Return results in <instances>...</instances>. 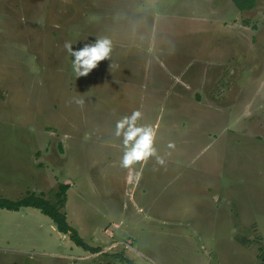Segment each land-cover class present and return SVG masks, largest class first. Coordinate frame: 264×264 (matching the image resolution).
Segmentation results:
<instances>
[{
  "label": "rangeland",
  "instance_id": "1",
  "mask_svg": "<svg viewBox=\"0 0 264 264\" xmlns=\"http://www.w3.org/2000/svg\"><path fill=\"white\" fill-rule=\"evenodd\" d=\"M135 110L163 165L120 166ZM62 184L85 248L0 209V264H264V0H0V197Z\"/></svg>",
  "mask_w": 264,
  "mask_h": 264
},
{
  "label": "clouds",
  "instance_id": "2",
  "mask_svg": "<svg viewBox=\"0 0 264 264\" xmlns=\"http://www.w3.org/2000/svg\"><path fill=\"white\" fill-rule=\"evenodd\" d=\"M63 47L69 56L74 57L71 61L72 70L77 77L88 74L99 61L109 56L111 49L110 41L107 38L97 39L94 43L85 44L78 50L73 49L70 41H66ZM76 103L83 104V100L77 99ZM141 116L142 113L135 110L131 115L116 122L115 136L122 137V156L120 157L122 168H128L136 162L146 161L149 158H153L159 165L165 163L154 147L155 133L152 126L137 124Z\"/></svg>",
  "mask_w": 264,
  "mask_h": 264
},
{
  "label": "trees",
  "instance_id": "3",
  "mask_svg": "<svg viewBox=\"0 0 264 264\" xmlns=\"http://www.w3.org/2000/svg\"><path fill=\"white\" fill-rule=\"evenodd\" d=\"M235 7L241 11H251L256 7V0H231ZM68 186L62 184L60 192L57 194V202L51 203L32 193L18 201H11L0 197V209L8 211H20L22 208H34L41 211L42 214L51 219L58 232L70 236L72 242L78 247H84L82 240L78 237L77 232L70 227L67 222V215L64 211L66 203V192Z\"/></svg>",
  "mask_w": 264,
  "mask_h": 264
}]
</instances>
